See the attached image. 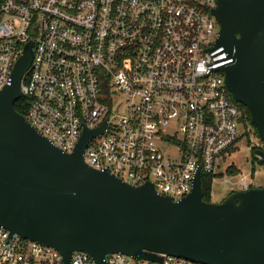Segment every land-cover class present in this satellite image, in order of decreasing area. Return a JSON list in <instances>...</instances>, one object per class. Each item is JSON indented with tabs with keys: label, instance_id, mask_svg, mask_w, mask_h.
Instances as JSON below:
<instances>
[{
	"label": "built area",
	"instance_id": "obj_1",
	"mask_svg": "<svg viewBox=\"0 0 264 264\" xmlns=\"http://www.w3.org/2000/svg\"><path fill=\"white\" fill-rule=\"evenodd\" d=\"M218 3L0 0V90L12 85L33 42L21 84L30 102L25 118L64 152H74L84 129L106 122L88 143L86 164L135 186L152 182L178 201L191 192L198 169L213 184L219 161L247 138L251 173L233 192L263 187L253 180V166L264 143L226 86L221 69L232 60L214 49ZM161 256L159 263L111 254L104 264H196ZM0 264H64V258L0 227ZM70 264L96 263L74 252Z\"/></svg>",
	"mask_w": 264,
	"mask_h": 264
},
{
	"label": "water",
	"instance_id": "obj_2",
	"mask_svg": "<svg viewBox=\"0 0 264 264\" xmlns=\"http://www.w3.org/2000/svg\"><path fill=\"white\" fill-rule=\"evenodd\" d=\"M214 49L232 62L221 69L233 99L250 113L264 143V0H219ZM33 42L0 90V227L61 253L96 264L124 254L162 263L161 255L196 264H264V186L231 193L219 203L204 200L201 170L191 192L178 201L152 182L129 184L86 164L88 143L106 122L84 132L72 153L40 134L15 109L31 67ZM264 166V151H256Z\"/></svg>",
	"mask_w": 264,
	"mask_h": 264
},
{
	"label": "rangeland",
	"instance_id": "obj_3",
	"mask_svg": "<svg viewBox=\"0 0 264 264\" xmlns=\"http://www.w3.org/2000/svg\"><path fill=\"white\" fill-rule=\"evenodd\" d=\"M249 141L247 138H242L237 147L239 150L226 156L224 159L219 161L218 167V178L214 181L212 185V198L213 203H219L225 200L233 191L238 190L235 183L239 180L240 176H249L252 169V153L249 150ZM236 168L241 175H230L228 173L229 168ZM255 170L257 174L254 179L257 183L264 186V166H260L258 161L254 162ZM252 180L251 177H249ZM226 181H230L229 184H224Z\"/></svg>",
	"mask_w": 264,
	"mask_h": 264
},
{
	"label": "trees",
	"instance_id": "obj_4",
	"mask_svg": "<svg viewBox=\"0 0 264 264\" xmlns=\"http://www.w3.org/2000/svg\"><path fill=\"white\" fill-rule=\"evenodd\" d=\"M237 104L241 107V109L244 111V113L248 116V121L251 124V116H250L249 111L243 105H241L239 103H237ZM29 106H30L29 99L24 98L15 104V109L20 114L26 116L27 112L29 110ZM252 127L255 131L256 136L258 137V134H257L255 127L253 125H252ZM228 173L230 175H236V174H239V171L236 168L231 167V168H229ZM201 176H202L201 178H202V186H203V194H204L203 198L206 202H212L211 201L212 185H213L212 184V177L208 174H205V173H202Z\"/></svg>",
	"mask_w": 264,
	"mask_h": 264
}]
</instances>
